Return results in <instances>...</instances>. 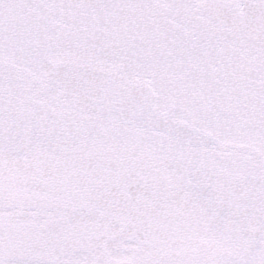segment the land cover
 I'll use <instances>...</instances> for the list:
<instances>
[{"label":"snow or ice","instance_id":"1","mask_svg":"<svg viewBox=\"0 0 264 264\" xmlns=\"http://www.w3.org/2000/svg\"><path fill=\"white\" fill-rule=\"evenodd\" d=\"M0 264H264V0H0Z\"/></svg>","mask_w":264,"mask_h":264}]
</instances>
